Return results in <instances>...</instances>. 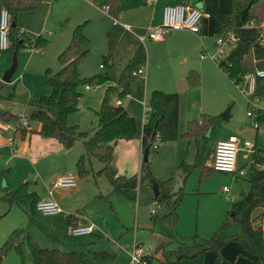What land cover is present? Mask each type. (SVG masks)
<instances>
[{
  "label": "trees",
  "instance_id": "1",
  "mask_svg": "<svg viewBox=\"0 0 264 264\" xmlns=\"http://www.w3.org/2000/svg\"><path fill=\"white\" fill-rule=\"evenodd\" d=\"M182 1V0H181ZM200 0H193V3ZM248 0H232L230 19L223 24L217 36H227L233 33L234 45L228 53L217 61V65L235 83L238 84L247 73H254L257 68H264V25H258L255 14L248 12L246 22L238 26L235 22L237 8H242ZM42 0H0V8L6 7L10 17L19 12L36 9ZM100 6L107 4L108 11L112 17H116L121 10L122 0H95ZM252 21V23H251ZM258 21V20H257ZM84 22L78 23L72 30L71 38L66 47L58 54L57 58L60 68L55 72L46 70V83L50 91L41 94L31 104L32 109L27 113V126H19L22 132L28 129L30 132H38L45 137H53L68 148L81 139L84 152L79 155L76 166L80 176L89 173L88 160L95 157L101 162V167L95 172L96 175H104L111 185V190L123 194L129 199H135L138 175L136 173L126 176L119 174L113 164V150L116 140L119 138H132L137 132L136 118L127 112L122 104H115L112 98L123 99L130 93V84L135 75L132 71L138 66L135 60L129 61L119 77L113 84H108L104 90L100 106L96 111L98 123L92 133L78 129L76 125H68L67 115L77 109V104L82 96L79 90L86 84H102L109 80L106 72L96 73L91 76H82L78 65L86 56L90 46V39L83 31ZM25 38L30 36L23 31L17 30L15 25L10 24L8 29L9 46L20 48L26 45ZM47 39L36 36L34 45L42 46ZM31 45V41L27 42ZM33 43V42H32ZM108 61L107 56H103ZM199 71L192 69L187 73L186 83L189 88L200 84ZM252 96L259 101L264 100V76H256ZM2 96L0 95V99ZM179 94L178 92H167L161 89H153L147 100V109L144 112V123L142 126L143 149L149 146L148 154L156 152L159 142L172 141L179 136ZM256 118L264 121V108L254 109ZM17 113L7 109H0V124L17 122L20 119ZM219 115L201 113L199 117L187 121L181 136L193 140L196 146L195 157L192 163L180 162L178 167L183 171V177L193 170L198 169L200 175L207 176L212 170L206 164L213 147L207 133L219 121ZM29 123L39 124L37 128H30ZM21 125V124H20ZM159 133L158 137L152 133ZM247 175L249 187L241 192V197L234 201L229 210L231 220L238 222L240 230L229 235H218L215 231L207 237L191 235L189 239L168 235L154 249L159 253V263L165 264H202L207 251L219 252L221 247L231 239L241 241L245 249L255 255L258 264H264V229L257 220L264 213V144L255 145L251 162L243 165ZM141 179L147 184L155 181L159 194L153 196L163 205L169 206L168 214H173L176 219L175 208L182 199L184 191L173 192L172 177L159 180L154 177L148 160L140 166ZM238 177V175H237ZM26 182L13 189L5 186V193L0 197L11 203L15 202L19 194L25 189ZM31 212L35 210L37 198L34 192H29ZM106 197V196H105ZM157 213L152 215L156 217ZM75 217L67 215V221L74 223ZM229 225L224 221L220 228ZM26 239L33 264H94L90 258V252L84 249H62L59 247H43L32 240V237L23 227L12 229L6 239L0 245V262L2 256L11 248L21 252V243ZM103 251H95L94 257L104 256ZM154 253L146 255L147 264H152Z\"/></svg>",
  "mask_w": 264,
  "mask_h": 264
},
{
  "label": "rangeland",
  "instance_id": "2",
  "mask_svg": "<svg viewBox=\"0 0 264 264\" xmlns=\"http://www.w3.org/2000/svg\"><path fill=\"white\" fill-rule=\"evenodd\" d=\"M248 1L242 8H237L238 19L240 18L239 22L241 21V14L243 12H251L256 15L258 20H253V22H257L258 25H264V0ZM45 31L47 30L45 29ZM25 33L29 34L30 32L25 31ZM30 35V40L25 38V46L20 48L9 47L12 50L9 66L14 56L17 61L12 78L20 75L23 60L26 63L23 80L21 76V79L16 83L5 82L1 80L3 74L0 75V95L2 96L1 102L3 107L16 112L23 110L25 113H28L33 107L31 103L41 94L50 91L46 83V70L49 69L51 72H55L60 68L57 57L46 58L45 62L41 61V52L50 38L47 35H43L48 38V41L39 46L34 45V40L39 33ZM215 37L212 36L211 38L208 37L207 40H203L204 45L210 53H215L216 51ZM30 41L31 45L29 46L27 42ZM94 44L95 41L90 45L88 53L82 60V63L86 64L88 73H90L84 76H91L104 71L108 72L111 67L108 62L104 61L101 53L99 54L93 49ZM146 45V50L150 52L154 63L158 59V54L151 51L149 44L146 43ZM9 49H6V51ZM169 50L172 51L171 48ZM169 50L165 55L161 56V58H164V63L170 57ZM6 51L0 49L1 62L4 60ZM172 53L171 58H175L176 54L173 51ZM197 57H199V52ZM201 60L209 61L218 67L214 59L206 57L201 58ZM39 61L41 62L39 63ZM99 63L104 68L98 70ZM219 76L214 77L211 74H207L204 82L202 79L200 80V84L195 89L196 91H191L192 89L188 91L190 95H188L187 101L182 102V113H184V116H181L179 128L184 129L188 120L199 117L201 113L219 115L221 117V114L227 110V117H221L220 121L207 133L212 147L217 139L224 138L230 133L237 134L241 137V140L247 138L255 141L256 139L257 145H260V129H258V132L253 126L256 116L254 113L251 116L247 115V110L250 108L249 101H255L256 98L251 93L247 94V85L244 81L235 84L226 74L221 73ZM137 80H140V78L137 77ZM88 85L91 86L90 90L84 89L85 85L82 86V90L79 89L82 92V96L78 108L70 112L66 120L68 125H78V129L82 130H88L92 125H97L98 117L96 110L100 106L106 88V83ZM200 89L204 91V94H211L210 98L203 99V108L199 110V106L197 105L200 97L198 91ZM114 100L115 98H112L113 103ZM192 101H194L195 107L191 108ZM257 106L264 107V100L258 101ZM29 124L30 128H34L33 123ZM255 135H257V138H255ZM154 143L157 144V152L160 142L155 139ZM190 146L194 147V141ZM191 147L188 150L182 151L181 159L193 161L195 150L192 152ZM72 148H74V152L77 149L79 150V148L81 149L80 153L84 151L82 141H76ZM153 153L149 154L148 160L151 171ZM243 153L244 151H241L238 155L236 163L238 167L244 163L246 164L251 159L250 156L244 158ZM119 154L117 156V163L119 164L117 167L121 166L123 169H126L127 172L124 171V174L136 173L138 175L135 199H129L121 193L111 191L108 179L104 175L97 176L95 174V169L101 166V162L95 157H91L90 165L87 163L89 169L91 165L93 166V172L90 171L82 177L78 174L76 160L70 162L71 168L69 172H73L77 176L76 185L80 184L81 180H83L82 191L77 195H72V204L77 205L76 208H79V211L85 215L88 224H93L97 227V230L88 235L76 236L70 233L71 226L68 230L64 231L53 230L52 227L58 228L61 223L54 222L55 218L52 215H42L40 213L30 215L29 211L26 213L28 203L25 201V193H22L19 200L11 203V205L8 201L0 199V245L12 229L23 227L32 237V240L40 246L59 247L62 249H69L72 246L85 247L84 250L90 252V258L94 264H130V251L135 242L140 243L152 252L160 241L165 238L167 233L172 232L178 237L189 239L195 233L207 237L215 231L218 235L222 236L237 233L240 230L238 222L231 220L229 210L232 203L241 197V192L246 191L249 187L246 173L237 177L234 173L212 170L207 176L201 177L200 171L193 169L184 178L183 171L178 165L171 170L172 164H169L167 161L172 160V158H168L170 154L162 150L160 160L163 159V164H161L164 168H167L169 164L168 171L170 177H172L173 192L183 190L185 193L175 208L176 219H174L173 214H168L169 206L166 204L161 205L160 203L156 212L157 216L152 217L150 211V202L154 196L152 187L141 179L140 165L138 164L136 168H133L128 157L124 154L122 155L120 152ZM208 159H210V156ZM58 160L57 167L60 168L62 167V158H58ZM158 164L155 166L157 167ZM240 168L245 170L243 166ZM50 184L51 182L46 188L41 187L44 193L48 191ZM76 185L71 188H76ZM223 186L229 188L227 192L222 190ZM71 188H53L52 196L57 197ZM92 221H95V224ZM224 221H228L229 225L221 229L220 226ZM227 242L241 241L231 239ZM95 251L105 252L104 256L95 258ZM210 251L217 253L213 250ZM32 262L28 243L24 239L21 243V252L18 253L15 248H11L2 256L0 264H32Z\"/></svg>",
  "mask_w": 264,
  "mask_h": 264
},
{
  "label": "crops",
  "instance_id": "3",
  "mask_svg": "<svg viewBox=\"0 0 264 264\" xmlns=\"http://www.w3.org/2000/svg\"><path fill=\"white\" fill-rule=\"evenodd\" d=\"M180 1L181 0H122L119 14L116 17H111L107 15L105 16L99 6L86 0H42L41 4L37 7V10L19 12L10 20V24L15 25L17 30L23 31L24 33L25 31L30 32L28 34L29 36H31L30 34L36 35L39 33L41 37L47 35V37L50 38L49 41L47 40L48 43L43 47L41 52L42 54L40 58L42 62H45L46 58H56L68 44L74 26L78 23L84 22L83 31L89 37L90 45L95 41L93 49L99 54L101 53L102 58L103 56H107L109 59L108 63L111 67L108 72L104 71L109 76V80L105 82L106 86L115 82L129 61L135 60L138 63L137 66L145 64V75L134 77V80L130 84V93L123 99L115 98L114 100V103L116 104V101L120 99L119 104H122L127 112L133 115L137 120V132L135 135L129 139L119 138L114 145L113 164L119 174H124V171L127 172L123 167H117L119 165L117 163L119 152L128 157L133 168H136L138 164L141 166V163L143 162L142 153L144 149L142 146V126L144 123V112L147 109V99L153 89H161L167 92H178V119L180 122V119H182L181 116H184V113H182V102L187 101L188 95H190V92L188 91L191 89V91H196L195 89L197 87L189 88L187 86V73L192 69L200 71V77L203 82L207 74H211L214 77H220L219 75L224 73L219 66L217 67L209 61L201 60V58L206 57H201L200 53L203 46H205L203 40H207L208 37L211 38L212 36H217L220 27L230 19L232 0H200L194 2L201 7L203 11L200 31L198 33H193L186 29L169 30L164 34V37L161 40H154L150 37H146L143 41L136 35L137 31L146 26H157L160 24L162 8L166 3H176ZM182 1L193 2V0ZM250 1L252 0H249L248 2ZM237 13L238 9L235 14V22L238 26H242L246 22L247 13L243 12L241 14L240 22ZM125 25H128L130 28L125 27ZM45 29L47 31H45ZM47 37H45V39H48ZM145 42L149 44L152 52L158 54V59H156L154 63L150 52L146 50L147 45ZM169 48H171L176 54L175 58H171L173 53ZM6 49H9V47ZM6 49L4 50L6 51ZM168 50L170 57L168 58V61L164 63V58H161V56L165 55ZM198 52L199 57H197ZM11 53L12 50H7L4 55V60L2 62L0 61V75L3 74L4 70L9 66ZM82 60L78 65L79 72L82 76L89 75L90 73H88L86 64L82 63ZM41 61H39V63ZM100 64L101 63L98 65V70L104 68L103 66L100 67ZM25 66L26 63L23 60L20 75H16L12 78L15 73L13 72L9 81L10 83H16L21 79V76L23 80L24 72L26 70ZM137 77H139L140 80L136 81ZM158 84L160 85L158 86ZM80 89L82 90V86ZM84 89L90 90L91 88L84 87ZM198 93L200 97L197 106H199L200 110L203 108V99L207 97L210 98L211 93L204 94V91L201 89ZM1 99L0 109L10 110L3 107ZM27 103H29V101H27ZM191 104V108L195 107L194 101H192ZM12 112L17 113L19 116H24L25 118L27 115L23 110ZM8 123H10V127H7L5 123L0 124V197L5 193V186L8 185L15 189L23 182H26L27 185L25 189L19 194L20 197L22 193H25V201L28 203V210L26 213L28 211L30 215L40 213L36 209L31 212V200L28 193L34 192L37 200L50 197L58 204L60 210L57 213H40L42 215H52V217L55 218L54 222L61 223L58 228L52 227L53 230L64 231L68 230L70 226L88 224L85 215L80 212L79 208H76L77 205L72 204L71 201L72 195H77L82 191L83 180H81L80 184L76 185V188L67 189L61 195H58L59 197H53L52 190L50 193L48 191L44 193L41 188L42 186L46 188L56 177L69 172V169L71 168L70 162L73 160L77 161L79 155L84 152L82 151V153H80V148L74 152L72 146L76 141L82 140L78 139L71 147L66 148L61 142L53 137H45L38 132H30L28 129L26 132H22L19 127L22 125L17 124V122ZM33 125L34 128L39 127V124L33 123ZM96 126L97 125H92L90 129L83 131L90 134ZM182 129L183 128H179V136L177 139L160 142L158 147L159 150L152 154V173L154 177L159 180H164L170 177L168 171L169 164H172L171 170H173L182 161L189 164L193 162H191V160L185 161L180 157L182 151L188 150L191 147L190 144L192 145L193 143V140L181 137L180 133ZM256 130L258 131V129ZM239 138L241 139V137ZM255 138H257V135H255ZM259 141L260 144H264V142L261 141L260 132ZM253 142L255 145L258 144L256 139ZM191 149L192 152H194V150L196 152L195 143L194 147H191ZM162 150L167 152V154H170L168 158H172V160L167 161L169 162L167 168H164L162 165L163 159L160 160ZM241 151H244V158L250 156L252 159V154H246V151L243 149L239 151L238 155ZM149 156L150 155L148 154V160ZM58 158H62V167L60 168L57 167V161H59ZM251 159L240 167L248 165L251 162ZM208 160L210 161V159ZM88 161L90 165L91 157ZM157 164L158 166L156 167L155 165ZM206 164L209 166V162ZM100 167L95 169V172ZM89 170L93 172L94 168L92 165ZM130 174L125 173L124 175L129 176ZM19 197L17 201L19 200ZM69 214H72L75 217V219L72 220L74 223H69L67 221V215ZM257 222H260L262 227H264V213H262ZM96 228L97 227L93 225V230L88 234L93 233L97 230ZM171 234L178 237L171 232L167 233L162 240H165L168 235ZM70 248L84 249L85 247L72 246ZM145 249L148 253H154V250L150 252L147 248ZM220 250L217 253L211 251L206 252L202 264H258L256 256L251 254L249 250L245 249L241 242H227ZM154 258L156 260L154 261L153 259L152 264L159 263V253H154Z\"/></svg>",
  "mask_w": 264,
  "mask_h": 264
},
{
  "label": "built area",
  "instance_id": "4",
  "mask_svg": "<svg viewBox=\"0 0 264 264\" xmlns=\"http://www.w3.org/2000/svg\"><path fill=\"white\" fill-rule=\"evenodd\" d=\"M90 3H93L99 6L95 0H86ZM102 12L111 16L108 11V5L99 6ZM112 17V16H111ZM203 17V11L201 7L196 5L191 1H180L176 3H166L162 8V18L160 24L157 26H146L145 28L136 32V35L140 40H144L146 37H150L154 40H161L164 37V34L169 30H180L186 29L193 33H198L200 31L201 19ZM10 14L6 7L0 8V49H6L9 46L8 39V29L10 26ZM252 23V21H251ZM125 27L130 28L128 25ZM235 36L233 33H229L227 36H216L215 53H210L205 46H203L200 56L209 57L211 59L220 60L223 58L231 47L234 45ZM261 44H264V40L260 41ZM109 62V59L108 61ZM103 65L100 64V67ZM145 64L138 66L135 70L132 71V75H145ZM256 76H264V68H257L254 73H247L243 76L242 81L247 85V94L253 92L255 78ZM85 88H91L90 85L86 84ZM258 99L255 101L250 100V108L247 110V115L251 116L255 114V108H264L259 107ZM120 103V99L116 101V104ZM256 116V114H255ZM20 120L17 121V124L22 126H27V120L24 116H20ZM7 127H10V123H5ZM254 128L260 129V138L264 142V121H259L257 118L253 123ZM159 133H156L155 136L158 137ZM245 150L246 154H253L255 149V144L249 139L241 140L237 134H229L225 138L217 139L214 143L213 150L210 155L209 166L214 170L225 171L234 173L236 175H244L245 170L237 167V157L240 150ZM77 184V176L73 172H67L56 177L50 184L48 192L50 193L53 188H71ZM223 191H227L228 187L223 186ZM151 214L154 215L157 212L159 207V202L154 197L151 200ZM35 209L42 214H54L57 213L60 208L56 201L50 197L42 198L37 200L35 203ZM264 229V227H262ZM93 230L92 224L85 225H74L71 227V234L73 235H82L88 234ZM130 264H147L146 255L148 254L147 250L140 243L133 245L131 251ZM156 264H165V263H156Z\"/></svg>",
  "mask_w": 264,
  "mask_h": 264
},
{
  "label": "water",
  "instance_id": "5",
  "mask_svg": "<svg viewBox=\"0 0 264 264\" xmlns=\"http://www.w3.org/2000/svg\"><path fill=\"white\" fill-rule=\"evenodd\" d=\"M16 64H17V61H16V57L14 56L11 65L4 71V73H3L2 77H1V79L3 81H5V82H9L10 81L11 76H12L13 72L15 71ZM227 113H228V111L226 110L225 112H223L221 114V117L222 118H226L227 117ZM154 135H155V133L153 132L152 136H151V140H153ZM148 150H149V146H146L144 148V150H143V153H142L143 162H146L148 160ZM151 186H152V190H153L154 195L157 196L159 194V191H158V187H157L156 182L152 181Z\"/></svg>",
  "mask_w": 264,
  "mask_h": 264
}]
</instances>
